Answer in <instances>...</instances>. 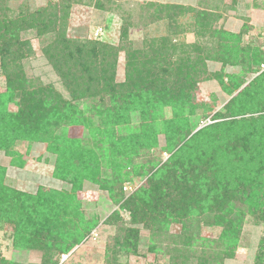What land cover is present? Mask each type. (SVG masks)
I'll list each match as a JSON object with an SVG mask.
<instances>
[{
	"label": "trees",
	"instance_id": "16d2710c",
	"mask_svg": "<svg viewBox=\"0 0 264 264\" xmlns=\"http://www.w3.org/2000/svg\"><path fill=\"white\" fill-rule=\"evenodd\" d=\"M224 1L222 7L210 4L213 7L210 12L169 7L171 10L165 9L163 13L162 6L150 5L149 8L154 6L158 10L157 19L164 16L172 23H176L178 16L195 11L199 34L212 45L202 47L196 43L185 51V46L179 48L170 40L169 45L159 50L151 47V53L145 55V59L150 58L144 63L146 70L137 62L138 70L134 67L125 82L119 84L115 83V72L120 47L69 40L62 26L44 55L62 78L70 100L51 86L43 89L27 81L23 62L33 51L30 42L21 36L40 28L44 33H57L68 19L59 17V12L68 7L56 4L54 9L39 12V19L29 15L20 19L10 14L0 15V57L8 78L7 93L0 95V151L13 159L14 166L23 168L25 162L12 149L16 139L46 144L48 154L56 159L53 177L67 185L62 192L43 187L36 194L19 192L5 186L6 169L0 166V231L11 229L15 249L39 250L44 253V264H57L60 255L68 254L81 242L82 235L66 230L62 221L79 218V226L86 230L96 226V222L87 221L81 212L77 193L90 183L111 194L115 186L128 181L129 171L143 151L148 154L159 148L152 118L156 113L148 115L146 107L156 110L171 106L172 98V105L184 116L177 128L173 127L172 120L166 125L172 133L167 135V145L161 150L171 156L165 163L162 160L148 163L149 170L144 174L149 175L150 187L141 188L126 204L133 224L142 213L157 226V232L152 233L150 250L156 251L154 242L159 240L180 258L177 261L180 263L176 264H224L237 252L245 216L252 215L264 223V132H252L260 121L254 115L260 113L259 105H264L262 99L252 100V90L260 85L264 94V73L227 105L233 117L251 115V118L204 127H199L201 119L195 113L193 79L190 76L188 82L184 74L185 67L197 75L202 73L199 65H204L209 58L248 69L254 62L261 66L258 59L261 48L242 45L248 25L238 34L214 29L222 17L218 11H234L242 0H232L229 5ZM167 27L170 34L175 32L171 25ZM127 28L124 25L121 35L125 46ZM223 43L230 48L224 49ZM129 49L133 66L143 52ZM161 68L169 73L167 84L166 76L163 81V85H168L167 90L158 84L163 77H158L156 72ZM229 79L228 86L221 78L220 81L230 94L245 83L238 75H229ZM9 103L16 104L18 111L7 112ZM260 119L263 123L264 118ZM135 122L139 125L136 132L119 133L120 127H131ZM74 125L85 127L82 140L68 138V127ZM226 126L249 129L252 134L240 140L239 137L232 139L224 133ZM86 140L92 142L91 147H83ZM143 167L146 168L147 163ZM142 197H147L148 201ZM172 223L180 226L174 234L171 233ZM205 228H221V232L209 238L203 236ZM133 232L128 231L129 235ZM135 245L134 252L138 249ZM0 264L22 263L0 258ZM255 264H264V238L258 244Z\"/></svg>",
	"mask_w": 264,
	"mask_h": 264
},
{
	"label": "rangeland",
	"instance_id": "374dc122",
	"mask_svg": "<svg viewBox=\"0 0 264 264\" xmlns=\"http://www.w3.org/2000/svg\"><path fill=\"white\" fill-rule=\"evenodd\" d=\"M0 0L1 17L9 16L14 19L32 16L39 19L38 13L46 10L54 9V5L62 3L59 17H68L67 21L57 29L56 32H46L40 28L29 30L21 34L22 39L29 41L32 47V55L23 62L25 66V75L27 81L36 84L39 88H47L51 86L57 93L66 100H70V93L65 87L62 78L55 72L44 55V50L50 44L52 38H56L60 28L64 26L65 36L69 40H87L120 47V53L116 62L115 83H123L128 73L134 67L138 70L136 63L143 68L144 63L150 58L145 59V55H149V48L160 49L164 45H169L170 40L173 44H177L179 48L187 49L193 44L199 43L203 46L212 45L203 39L199 34L196 25L194 12H186L182 16H178L176 23L164 18L157 19L158 10L154 6H162V12L171 10L169 7H182L184 9H194L196 11H212V6L222 7V0ZM214 1V2H213ZM232 0H225L224 4H231ZM215 3V5H214ZM237 5L236 10L218 11L221 19L215 23L214 29H222L229 33L238 34L245 25H248V32L242 42L243 46L252 45L261 48L262 54L258 55L259 63H253L251 68L241 66L225 65L223 62L206 59L204 65H199L202 73H193L192 70L185 67L184 74L187 79L192 77L194 82L193 99L196 103L195 113L201 119L200 126H210L215 124H225L228 122L240 121L241 119L251 118V115L233 117L227 110V105L233 97L243 90L256 77L262 75L264 70V0H242ZM257 3V4H256ZM212 4V6L210 5ZM258 5L257 6H255ZM150 5L152 8H149ZM249 6V7H248ZM66 13L67 16H63ZM13 19V18H12ZM66 19V18H65ZM1 20V19H0ZM124 25H127L128 42L126 46L122 42V32ZM168 25H171L175 32L169 33ZM55 29V28H54ZM51 26V30L54 31ZM43 33V34H41ZM224 49L230 46L223 43ZM213 45L217 48L215 41ZM141 51L139 61H132L128 50L129 48ZM122 48V50H121ZM181 49L179 53L181 54ZM147 57V56H146ZM0 57V95L7 93V72L2 67ZM248 70V71H244ZM250 70V71H249ZM165 68L157 71V76H162L159 85L168 89V85H163L166 76ZM136 72V71H135ZM229 75H238L244 85L233 94L223 89L220 78L225 85H230ZM185 76V75H184ZM188 82L190 80L188 79ZM183 85V84H182ZM184 86V85H183ZM182 86V87H183ZM181 87V88H182ZM263 89V88H262ZM254 93L253 101L263 100L261 86L258 85L252 90ZM264 91V90H263ZM173 103V98L170 100ZM163 102V101H161ZM159 107L152 110L147 106L148 115H153L155 129L158 135L159 148L148 153L143 151L140 159H137L132 169L128 181L115 186L113 193L102 190L97 185L86 183L81 191L77 193V200L81 204V212H83L87 221L96 222V226L89 230L79 226V218L62 219L66 230L78 232L83 238L81 242L74 245L68 254L60 255L57 264H176L180 258L168 249L166 243L155 240L157 245L156 251L150 250V243H153L152 233L157 232V226L151 221L150 217L139 215V221L132 223L131 214L127 209V202L131 201L141 188H149V170L148 163L150 161L158 162L162 160L165 163L171 156L168 152H163L161 148L167 145V135L172 133L166 129V125L170 124L174 128L178 127L180 119L184 116L178 112L174 105ZM167 105V103H165ZM84 107V106H83ZM260 107V113L254 115L259 117L252 132L263 131L264 127L260 118H264V105ZM7 112L14 113L18 111L16 104L9 103L6 107ZM258 110V111H259ZM222 114L223 117H219ZM139 125L135 122L131 127H120L119 133L124 135L137 131ZM235 127H224V133L230 138L243 139L251 136L249 129H238ZM83 125H74L68 127V138L82 140L85 134ZM240 131V132H239ZM222 132V131H221ZM12 140V135L9 141ZM11 143V142H10ZM90 140L83 141V147H91ZM12 149L24 161L23 168L13 165V159L0 151V166L6 169L4 184L6 187L19 192L36 194L38 189L43 187L45 190L65 191L67 185L53 177L56 159L47 152L46 144L32 143L30 140L17 138ZM177 150V148H176ZM146 155H143L145 154ZM147 163V167H143ZM2 175V176H3ZM71 188V186H68ZM144 201H148L147 197H142ZM145 198V199H144ZM118 215V216H117ZM132 229L134 232L129 235L128 231ZM180 229L179 225L172 223L171 233H176ZM221 232V228H205L203 236L215 238ZM264 238V223L252 215H246L242 225V234L239 247L235 256L227 259L224 264H255L256 254L258 252V244ZM168 242L170 240H167ZM138 245V249L134 252V247ZM163 245V246H158ZM43 254L39 250H18L13 246L11 237V229L0 231V258L15 261L22 264H44ZM191 259V258H190Z\"/></svg>",
	"mask_w": 264,
	"mask_h": 264
},
{
	"label": "built area",
	"instance_id": "2783aa9c",
	"mask_svg": "<svg viewBox=\"0 0 264 264\" xmlns=\"http://www.w3.org/2000/svg\"><path fill=\"white\" fill-rule=\"evenodd\" d=\"M263 70H264V65L262 66Z\"/></svg>",
	"mask_w": 264,
	"mask_h": 264
}]
</instances>
